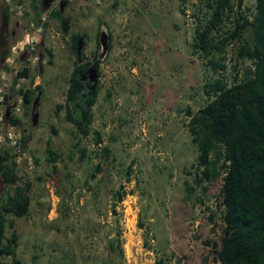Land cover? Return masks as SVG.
I'll return each mask as SVG.
<instances>
[{"label": "rangeland", "instance_id": "obj_1", "mask_svg": "<svg viewBox=\"0 0 264 264\" xmlns=\"http://www.w3.org/2000/svg\"><path fill=\"white\" fill-rule=\"evenodd\" d=\"M201 1L23 0L15 13V0H0V88L9 96L0 109L18 119L13 125L3 118L5 127L26 137L15 171L18 186L30 183L26 214L6 215L13 224L5 235L15 231L21 264H214L205 241L220 233L219 181L194 185L196 148L186 127L187 109L193 113L205 102L200 85L210 74L190 45ZM244 3L251 7L253 0ZM54 9L68 19L65 32ZM26 33L35 38L29 53L19 49ZM72 35L84 37L79 61L98 60L90 124L102 136L98 146L91 135L75 134L63 108H55L77 61ZM24 65L28 73L16 77ZM36 84L24 103L18 89ZM48 136L54 163L46 159ZM102 146L109 149L105 161ZM186 186L193 188L188 197ZM6 191L0 180L2 199ZM115 191L128 195L125 203ZM0 263L9 264L10 256Z\"/></svg>", "mask_w": 264, "mask_h": 264}, {"label": "trees", "instance_id": "obj_2", "mask_svg": "<svg viewBox=\"0 0 264 264\" xmlns=\"http://www.w3.org/2000/svg\"><path fill=\"white\" fill-rule=\"evenodd\" d=\"M201 6L202 15L197 17L199 23L194 27L190 45L193 53L205 59L210 74L200 85L205 102L193 113L187 109L186 127L196 148L195 162L191 164L194 185L205 189L203 183L219 181L215 208L219 212L220 233L217 239L206 240L205 244L211 248L214 264H264V0H253L251 7L244 0H202ZM43 9L39 6L36 11ZM51 15L60 20L65 32L68 19L55 9ZM76 39L80 40L78 52ZM83 40V36H71L70 47L77 61L68 76L63 102L55 104V108H63L64 118L75 134L80 138L91 135L92 144L98 146L102 136L90 127L91 107L97 94L98 60L79 61ZM227 47L230 78L225 73ZM88 67L96 75L94 89L82 78ZM28 71L24 65L15 76H26ZM39 87L36 84L33 89L19 88L23 102L29 103L32 90ZM7 100L8 95L4 94L1 103L6 104ZM7 120L13 125L18 123L12 116ZM25 142L26 137L21 135L22 148ZM85 152L81 146L80 156H85ZM45 153L47 161L54 163L57 154L51 147L50 136L45 140ZM100 154L107 160L109 149L100 147ZM97 168L98 164L94 169ZM89 175L92 177L93 173ZM0 180L7 187L5 197H0V256H10L9 264H21L14 256L15 231L5 235V227L11 228L13 224L6 222V215L26 214L30 183L17 185L20 177L7 149L0 150ZM185 190L188 197L193 188L186 186ZM112 196L121 200L123 192L115 191ZM143 237L146 239L147 232ZM108 243L113 250L112 241Z\"/></svg>", "mask_w": 264, "mask_h": 264}, {"label": "built area", "instance_id": "obj_3", "mask_svg": "<svg viewBox=\"0 0 264 264\" xmlns=\"http://www.w3.org/2000/svg\"><path fill=\"white\" fill-rule=\"evenodd\" d=\"M14 12L15 13H20L23 9V0H15V4L13 6ZM42 20L43 17H40ZM42 22V21H41ZM34 36L31 35L30 37H28V34L26 33L24 35L23 40L19 41L20 46L19 49L22 50L23 47L26 48L27 53H29L30 49H32V47L34 46ZM12 51L16 52V47H12ZM9 58H7L6 60H8ZM29 63H32L33 59H30L29 57L27 58ZM5 93L2 91V89L0 88V103L2 102L3 99V95ZM5 118L3 115V111L0 109V150L7 148L8 146L12 149V153H10V156L14 162V164H16L17 161H19L20 157L23 155V151H22V147L20 146L19 143V139H20V135L17 132V130L14 128L13 125H8L5 127V120L3 119ZM3 130V132H2ZM128 195L126 194L125 198L121 199L122 203H125V201L127 200ZM129 207V205H128Z\"/></svg>", "mask_w": 264, "mask_h": 264}, {"label": "water", "instance_id": "obj_4", "mask_svg": "<svg viewBox=\"0 0 264 264\" xmlns=\"http://www.w3.org/2000/svg\"><path fill=\"white\" fill-rule=\"evenodd\" d=\"M99 40H100L103 48L105 49L106 48L105 35L101 34L100 37H99ZM79 42H80V40L78 39L77 40V50H76V52H78ZM86 73H87V76H88L89 80L91 81V89H94L96 75H95V72H94L93 68L92 67H88L87 70H86ZM8 98H9V96H8ZM7 117H8V108L5 109V119Z\"/></svg>", "mask_w": 264, "mask_h": 264}, {"label": "flooded vegetation", "instance_id": "obj_5", "mask_svg": "<svg viewBox=\"0 0 264 264\" xmlns=\"http://www.w3.org/2000/svg\"><path fill=\"white\" fill-rule=\"evenodd\" d=\"M76 40H77V39H76ZM79 43H80V42H79ZM82 78H83L85 81L90 82V84H91V81L89 80V78H88V76H87V73H85V75L82 76Z\"/></svg>", "mask_w": 264, "mask_h": 264}]
</instances>
